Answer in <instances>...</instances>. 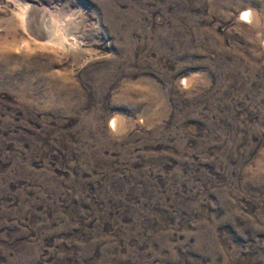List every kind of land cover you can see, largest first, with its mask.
Listing matches in <instances>:
<instances>
[{"label": "rangeland", "instance_id": "374dc122", "mask_svg": "<svg viewBox=\"0 0 264 264\" xmlns=\"http://www.w3.org/2000/svg\"><path fill=\"white\" fill-rule=\"evenodd\" d=\"M0 264H264V0H0Z\"/></svg>", "mask_w": 264, "mask_h": 264}, {"label": "bare ground", "instance_id": "6f19581e", "mask_svg": "<svg viewBox=\"0 0 264 264\" xmlns=\"http://www.w3.org/2000/svg\"><path fill=\"white\" fill-rule=\"evenodd\" d=\"M47 12H50V15L47 14ZM244 13H247L249 15L250 12L245 11ZM54 15L55 13L53 11L46 10L38 5L30 3L27 4L23 16H21L23 18V25L25 26V28L29 29L32 35L40 39H47L51 37V42H53L52 40H54L62 45L67 42L68 37L65 35V33H63L64 31H61L62 29L59 30V18L57 15Z\"/></svg>", "mask_w": 264, "mask_h": 264}, {"label": "snow or ice", "instance_id": "6c2138e0", "mask_svg": "<svg viewBox=\"0 0 264 264\" xmlns=\"http://www.w3.org/2000/svg\"><path fill=\"white\" fill-rule=\"evenodd\" d=\"M247 16H248V14L247 13H244L243 18L244 19H247Z\"/></svg>", "mask_w": 264, "mask_h": 264}]
</instances>
